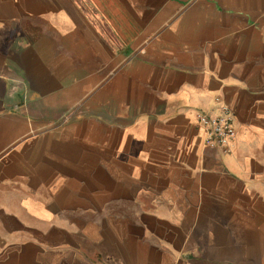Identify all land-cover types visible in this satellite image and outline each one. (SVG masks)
Returning a JSON list of instances; mask_svg holds the SVG:
<instances>
[{
    "label": "crops",
    "instance_id": "obj_1",
    "mask_svg": "<svg viewBox=\"0 0 264 264\" xmlns=\"http://www.w3.org/2000/svg\"><path fill=\"white\" fill-rule=\"evenodd\" d=\"M0 264H264V0H0Z\"/></svg>",
    "mask_w": 264,
    "mask_h": 264
},
{
    "label": "built area",
    "instance_id": "obj_2",
    "mask_svg": "<svg viewBox=\"0 0 264 264\" xmlns=\"http://www.w3.org/2000/svg\"><path fill=\"white\" fill-rule=\"evenodd\" d=\"M225 116L221 118H210L206 116H200L199 122L212 136L216 137L220 145L225 144L234 134V128L232 122L228 117L229 111L225 110Z\"/></svg>",
    "mask_w": 264,
    "mask_h": 264
}]
</instances>
